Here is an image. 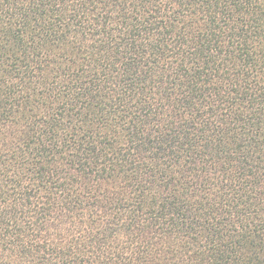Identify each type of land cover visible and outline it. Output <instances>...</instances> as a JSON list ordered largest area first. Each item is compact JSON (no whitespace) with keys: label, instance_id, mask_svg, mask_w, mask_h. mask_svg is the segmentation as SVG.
I'll list each match as a JSON object with an SVG mask.
<instances>
[{"label":"trees","instance_id":"16d2710c","mask_svg":"<svg viewBox=\"0 0 264 264\" xmlns=\"http://www.w3.org/2000/svg\"><path fill=\"white\" fill-rule=\"evenodd\" d=\"M0 264H264V0H0Z\"/></svg>","mask_w":264,"mask_h":264}]
</instances>
